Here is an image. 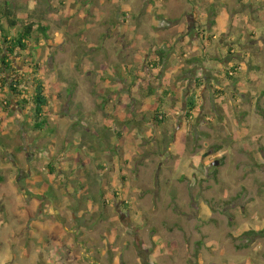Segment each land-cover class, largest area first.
Returning a JSON list of instances; mask_svg holds the SVG:
<instances>
[{
  "label": "rangeland",
  "instance_id": "rangeland-1",
  "mask_svg": "<svg viewBox=\"0 0 264 264\" xmlns=\"http://www.w3.org/2000/svg\"><path fill=\"white\" fill-rule=\"evenodd\" d=\"M0 2L49 34L43 132L0 85V264H264V0Z\"/></svg>",
  "mask_w": 264,
  "mask_h": 264
},
{
  "label": "trees",
  "instance_id": "trees-1",
  "mask_svg": "<svg viewBox=\"0 0 264 264\" xmlns=\"http://www.w3.org/2000/svg\"><path fill=\"white\" fill-rule=\"evenodd\" d=\"M211 23L213 24L215 21L211 20ZM39 36L46 40L49 38L47 25L34 22L20 25L12 5L9 2H0V85L7 87L15 96V103L19 109L25 111L27 104L31 106L32 113L29 116L32 119V128L43 132L44 126L48 125L44 110L48 101L43 81L38 75L39 63L36 58L39 55ZM17 57L20 60L25 59V64L32 74L33 83L31 86L33 90L31 93L26 92V89L21 86L25 77L15 64ZM8 71L13 72V76L10 77L11 82L8 80ZM227 77L232 79L233 75L227 73ZM188 103L189 109L195 108L196 103L193 97ZM11 104L10 101H5L3 104L2 111L5 115L11 113ZM186 114L189 115V113ZM158 117L159 115H155L154 120L158 123L163 122ZM50 168V173H53V168L51 166ZM250 233L254 232L248 231L243 234L249 235Z\"/></svg>",
  "mask_w": 264,
  "mask_h": 264
},
{
  "label": "crops",
  "instance_id": "crops-1",
  "mask_svg": "<svg viewBox=\"0 0 264 264\" xmlns=\"http://www.w3.org/2000/svg\"><path fill=\"white\" fill-rule=\"evenodd\" d=\"M225 12L224 13H222L221 15H218L217 13H216V11H214V21H215V23H214V25H213V27L212 28H214V30L212 29V32L210 33L211 35H212V38L214 39V40H216V39H220V41L222 40V39H224V38H226L227 39V41L229 42V43H226L225 44V47H224V49L226 50H224V49H222V47H220L219 48V50H217L218 52H220L222 55L223 54H226L227 55V53L229 52V53H231L232 52V55H235L234 53H236V46H235V42L233 43V40H234V37H233V31H234V29L233 28H230L229 29V31L228 30H226V26L229 24V25H232V23H233V19L234 18H231L232 16H234V15H232V16H229V17H226L225 16ZM252 16H253V14H252ZM179 37V36H178ZM177 37V38H178ZM243 38H245V35L243 36ZM242 37H240V39H243ZM182 38L181 37H179V40H181ZM237 40V39H236ZM222 43V42H221ZM242 44H243V42H241L240 43V45H239V47L240 46H242ZM222 46V45H221ZM243 48V47H242ZM224 51H225V53H224ZM228 51V52H227ZM225 61L226 62H228V64H230L231 63V61H229V59H225Z\"/></svg>",
  "mask_w": 264,
  "mask_h": 264
},
{
  "label": "water",
  "instance_id": "water-1",
  "mask_svg": "<svg viewBox=\"0 0 264 264\" xmlns=\"http://www.w3.org/2000/svg\"><path fill=\"white\" fill-rule=\"evenodd\" d=\"M209 154H212V150H208L204 155L205 156H207V155H209ZM212 165H218V160H214L213 162H212Z\"/></svg>",
  "mask_w": 264,
  "mask_h": 264
}]
</instances>
